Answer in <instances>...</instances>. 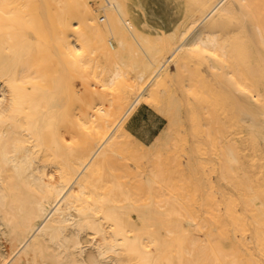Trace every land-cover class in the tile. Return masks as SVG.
I'll use <instances>...</instances> for the list:
<instances>
[{"label": "bare ground", "instance_id": "6f19581e", "mask_svg": "<svg viewBox=\"0 0 264 264\" xmlns=\"http://www.w3.org/2000/svg\"><path fill=\"white\" fill-rule=\"evenodd\" d=\"M128 8L0 0V264H264V0H186L164 37Z\"/></svg>", "mask_w": 264, "mask_h": 264}, {"label": "rangeland", "instance_id": "374dc122", "mask_svg": "<svg viewBox=\"0 0 264 264\" xmlns=\"http://www.w3.org/2000/svg\"><path fill=\"white\" fill-rule=\"evenodd\" d=\"M185 8H186V0H129L128 9H129V15L132 20V23L143 34L148 35L150 37H152V35L154 37L156 36L164 37V35L167 36L169 35V33L171 34L173 29L175 28V25L181 19L185 11ZM111 43L114 45L113 42ZM199 61L200 59L198 57H192V59L189 60L188 62L189 63L188 69L190 73L192 74V76L195 77V78L193 77V79H195L196 90L197 91L201 90V92L204 94V91H203L204 81L201 79V77H203L204 72L201 69L202 67L199 66ZM187 74H188V70L185 73V76H184L185 79H187ZM164 87H162L161 93L162 91L165 92L166 94L168 93V96L170 94L173 95L175 93V96L178 95L179 100H181L182 102H185V98L187 97V94H188L186 90L180 96V93L179 92L177 93L178 89L174 87V83L172 80L170 81L169 84L166 85L165 89ZM209 92L210 91H208V94ZM136 108L137 109L144 108L158 117L159 119L158 121L159 123H161V128L157 132V134L163 129V127H165L164 125L166 124L165 117L164 116L162 117V114H160L153 107L151 106L149 107V105L145 103H139ZM187 108L188 107L186 106L179 107L181 112L186 111ZM133 111L134 112H132V115L136 112V109ZM125 124L126 122L124 123V127H125ZM153 139L154 138H152V140ZM152 140H150L149 142L145 144H149Z\"/></svg>", "mask_w": 264, "mask_h": 264}, {"label": "crops", "instance_id": "0c3cea01", "mask_svg": "<svg viewBox=\"0 0 264 264\" xmlns=\"http://www.w3.org/2000/svg\"><path fill=\"white\" fill-rule=\"evenodd\" d=\"M158 117L144 108H138L127 120L125 129L142 143L154 138L161 128Z\"/></svg>", "mask_w": 264, "mask_h": 264}]
</instances>
